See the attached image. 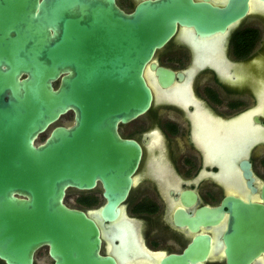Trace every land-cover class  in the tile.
<instances>
[{"label":"water","instance_id":"obj_1","mask_svg":"<svg viewBox=\"0 0 264 264\" xmlns=\"http://www.w3.org/2000/svg\"><path fill=\"white\" fill-rule=\"evenodd\" d=\"M185 12L190 9L174 0L148 1L132 14L115 0H0V258L8 264H33L43 245L55 264H117L101 253L93 214L65 204L66 191L92 188L98 177L113 183L117 191L108 184L103 215L115 216L139 161V148L134 156L113 131L116 120L151 106L145 65L177 21L190 22ZM70 109L78 112L76 124L56 127L36 146L37 135ZM115 146L119 159L112 163ZM102 148L109 159L100 156ZM230 205L226 264H256L264 256V203L231 198ZM222 215V207L203 208L199 221ZM210 241L200 236L162 264L204 261Z\"/></svg>","mask_w":264,"mask_h":264},{"label":"flooded vegetation","instance_id":"obj_2","mask_svg":"<svg viewBox=\"0 0 264 264\" xmlns=\"http://www.w3.org/2000/svg\"><path fill=\"white\" fill-rule=\"evenodd\" d=\"M148 1L163 0L115 4L132 14ZM174 1L190 9L183 14L190 22L177 21L175 33L145 65L151 106L126 119L110 112L119 118L113 130L117 138L131 144L134 156L139 148L127 197L106 219L109 183L98 177L92 188L69 187L64 200L95 214L101 253L117 264H162L203 235L211 240L208 257L191 264H226L230 199L264 203V0ZM77 114L74 109L61 114L37 135L35 145L44 144L56 127L72 128ZM113 131L109 127L104 138ZM103 151L102 159H119L117 146L109 157ZM218 207L220 220L200 223L203 208ZM257 262L264 264V256ZM0 264L8 263L0 258ZM33 264H55L48 245L35 251Z\"/></svg>","mask_w":264,"mask_h":264},{"label":"rangeland","instance_id":"obj_3","mask_svg":"<svg viewBox=\"0 0 264 264\" xmlns=\"http://www.w3.org/2000/svg\"><path fill=\"white\" fill-rule=\"evenodd\" d=\"M69 202H70L72 205L77 204L74 198H71Z\"/></svg>","mask_w":264,"mask_h":264},{"label":"bare ground","instance_id":"obj_4","mask_svg":"<svg viewBox=\"0 0 264 264\" xmlns=\"http://www.w3.org/2000/svg\"><path fill=\"white\" fill-rule=\"evenodd\" d=\"M181 94V93H180ZM241 127H243V126H241ZM246 127V126H245ZM247 128V127H246ZM239 130H240V128H239ZM247 132V131H246ZM242 134V133H241ZM245 135H246V133H245ZM244 135V136H245ZM248 135V134H247ZM258 135V134H257ZM251 138V137H250ZM253 138V137H252ZM246 140H249L247 137L245 138ZM243 141H245V140H243ZM93 215H95L94 213H93Z\"/></svg>","mask_w":264,"mask_h":264}]
</instances>
